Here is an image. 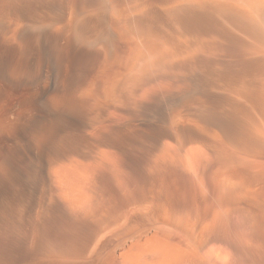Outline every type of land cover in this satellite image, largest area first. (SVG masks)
<instances>
[{"label":"bare ground","instance_id":"bare-ground-1","mask_svg":"<svg viewBox=\"0 0 264 264\" xmlns=\"http://www.w3.org/2000/svg\"><path fill=\"white\" fill-rule=\"evenodd\" d=\"M233 214L264 215V0H0V264H226Z\"/></svg>","mask_w":264,"mask_h":264},{"label":"rangeland","instance_id":"rangeland-1","mask_svg":"<svg viewBox=\"0 0 264 264\" xmlns=\"http://www.w3.org/2000/svg\"><path fill=\"white\" fill-rule=\"evenodd\" d=\"M122 161V160H121ZM132 170V169H131ZM136 169H134L133 168V170L132 171H130V172H132V173H129V174H131V176L129 177L130 178V180H129V182H130V184H131V193H130V195L128 196V199L127 200H125V199H121V197L120 196H118V195H116V192L113 190V188H111V184H110V187H109V182L107 181V179L106 178H100V180H99V186H98V197H99V200H100V202L102 201V203L104 202V207H105V209L107 208V206H105L106 204L109 206V208H107V210L106 211H109V209H110V211L113 209V210H116V213H113V215L115 214H118L120 211H121V207L123 208V206H124V201H127L126 203H128V201H130V200H133V198L134 199H136V201H137V198H139L138 199V201L139 200H142V196H144V198H146L147 197V193H148V195H149V191H147V190H150L151 191V188H152V185L150 186V184H152V181H153V179H151L152 178V176H150L149 178H148V176H144L145 177V179H147V180H145L144 178H143V175H140L139 173H141L140 171H139V173H138V171L136 170ZM135 171V172H134ZM133 172L135 173V174H133ZM137 172V173H136ZM142 174V173H141ZM135 179H137V180H135ZM106 180V181H105ZM148 180H149V183H147L148 182ZM152 180V181H151ZM107 182V184H105ZM133 182V183H132ZM147 183V184H146ZM135 185V186H134ZM147 185V186H146ZM103 186H105V187H103ZM133 187V188H132ZM103 189H104V191H103ZM109 189V190H108ZM135 189V190H134ZM101 190V191H100ZM111 190H113V191H111ZM142 190V191H141ZM106 191V192H105ZM110 191V192H109ZM136 191V192H135ZM115 192V193H114ZM147 192V193H146ZM145 194H146V197H145ZM101 197V198H100ZM141 197V198H140ZM143 198V199H144ZM130 199V200H129ZM123 200V201H122ZM118 201V202H117ZM135 200H134V202H136ZM101 203V204H102ZM113 203V204H112ZM116 203V204H115ZM130 203H133L132 201H130ZM129 203V204H130ZM119 204V205H118ZM111 205H113V206H111ZM113 210H112V212H113ZM120 210V211H119ZM183 210H186V209H183ZM192 210L193 209H191L190 211L189 210H187L188 211V213H189V215H190V212L192 213ZM194 211V210H193ZM203 212H204V210H202ZM202 211H197V213H200V215H201V217H202V215H204L202 218H207V216H208V214H207V216H206V212H205V214L202 212ZM115 212V211H114ZM196 211H194L193 212V214L190 216V218H192V219H190V220H192V221H194V222H199L200 220H201V218L199 217V214H197V213H195ZM183 213V212H182ZM182 213H181V215H182ZM185 213V214H184ZM184 213H183V215H185L187 218L189 217V215H187L186 214V211H184ZM196 214V216H195V214ZM202 213V214H201ZM111 216H113L112 215V213H109ZM134 214H136V216H137V213H134ZM133 214V215H134ZM139 215V214H138ZM231 215V214H230ZM135 216V215H134ZM133 216V219H135V217ZM140 216V215H139ZM139 216H137L136 217V220H134V222L135 223H137L138 225H140V222H141V220H142V222L144 221V218H139ZM227 216V215H226ZM232 216V215H231ZM231 216H229L228 215V218L227 217H225V219L227 218V221L228 220H232V218H231ZM239 216H243V214L242 215H240V214H233V217H234V219L231 221L230 220V222L228 221V226H227V231H228V233H229V235H231L230 237L232 238L231 239V242H232V240L235 238V240H233L234 242H232V244L230 245L231 247H230V249H229V244H230V242L229 243H220V244H218V246H217V248L215 249V252L217 253L219 250V248L221 247V245L222 246H224L225 248V250H230L229 251V253L228 254H226V255H228L227 256V258H228V260L226 259V255L224 256L223 254H225L226 252H224V251H222V247H221V249H220V252L221 253H223V254H219V255H216V256H219V257H217L216 259L218 260V261H220L221 263H224V261L226 260V264H233V257L235 256V255H229L230 253H231V251H233L234 250V252H232V254H234L235 253V241H236V232H238L237 234H240V236L243 238V232H244V230H245V232L244 233H246V234H248V235H250V236H247L246 234V236L244 237V238H250L251 239V241H253L256 237L254 236V235H256L257 236V233H255V230H256V232L258 231V226H260V229H261V227H262V230H260L259 229V232H261V233H259L258 232V236H260L261 238H260V240L259 239H257V240H259V241H257L256 239V241L255 242H253V243H251V245H252V247L253 248H255V254L258 256V260H257V256H256V260L258 261L257 263L258 264H264V226H262V225H264V224H262L261 222H264V221H262L263 219H264V215L262 216V218H261V216L259 217V219L261 218L262 220L260 221H258V219H257V221H256V223H252L249 219H247V221H245L246 220V218L245 217H247L246 215L244 216V218L243 217H241L242 219H244V220H242V222H241V218H239L240 219V222L238 221L239 219H238V217ZM195 217H197V219H195ZM199 217V218H198ZM137 218H139L140 220H138ZM248 218V217H247ZM51 220H47V221H45L44 222V226H46V227H44V229L45 230H42V237L43 238H48V239H53V240H59V239H63V237H64V239L65 240H67V239H70V237H71V235H70V231H72L71 232V234H76L75 232H76V230H75V232L72 230L73 228L70 226V224H69V222L67 221V220H65V219H61V218H59V220L61 219L62 221L60 222V223H57V222H59V220H57L58 219V217H57V219H56V216H55V218L54 217H51L50 218ZM200 219V220H199ZM55 220H57V221H55ZM138 220V221H137ZM203 220H205V219H202V221ZM48 221H49V223H48ZM50 221H51V223L53 224L54 222H56V223H54V225H52L51 223H50ZM238 223H240V228H238L237 229V227H239V225L237 224V226L235 225L237 222ZM244 221V222H243ZM47 222V223H46ZM232 222V224L230 225L229 223H231ZM258 222H260L259 224L260 225H256L257 226V228H255L256 226H255V224H258ZM245 223V224H244ZM55 224H59L58 226L57 225H55ZM61 224V225H60ZM67 224H69V225H67ZM142 224V223H141ZM236 226V228H235V231L233 230L234 229V225ZM50 225V226H49ZM68 227H67V226ZM84 225H86V226H84ZM56 228H55V227ZM65 226L67 227V229H70V227H71V229H70V231L69 230H67V232H65L64 231V228H65ZM81 226L82 227H84V228H82V227H79L80 229H81V232H83V230H84V232H83V234L79 231V228H77V235H74L73 234V236L72 237H75L76 236V241L77 242H84V241H86V239H88V223H82L81 224ZM231 226V227H230ZM57 227L59 228V230L57 229ZM91 227V226H90ZM90 227H89V229H90ZM233 227V228H232ZM254 227V228H253ZM230 228L232 229V230H230ZM246 228H248V229H246ZM251 228V229H250ZM253 228V229H252ZM53 229V230H52ZM57 229V230H56ZM255 229V230H254ZM56 230V231H55ZM66 230V229H65ZM230 230V231H229ZM239 230V231H238ZM52 231H54V232H52ZM231 231L233 232V233H231ZM51 232V233H50ZM56 232V233H55ZM60 232H62L61 234H60ZM65 232V233H64ZM52 234V235H50V234ZM54 233V234H53ZM80 233V234H79ZM49 235V236H51V237H53V238H49V236H46V235ZM57 234H59L60 235V238H59V235H57ZM66 234L68 235V236H66ZM64 235V236H63ZM79 235V236H78ZM80 235H81V237H80ZM254 236L253 238H252V236ZM77 236H78V239H77ZM257 236V237H258ZM57 237V238H56ZM71 237V238H72ZM59 238V239H58ZM259 238V237H258ZM75 240V239H74ZM247 240V239H246ZM262 240V241H261ZM71 241H72V239H71ZM75 241V242H76ZM229 241H230V238H229ZM249 242H251L250 240H248ZM261 241V242H260ZM258 243V244H257ZM224 244V245H223ZM260 244V245H259ZM228 246V247H227ZM226 247H227V249H226ZM258 247V248H257ZM234 248V249H233ZM233 249V250H232ZM227 251V252H228ZM263 252V253H262ZM263 254V255H262ZM215 256V257H216ZM232 256V257H231ZM231 258V260H230V258ZM262 260V261H261ZM228 262V263H227Z\"/></svg>","mask_w":264,"mask_h":264}]
</instances>
